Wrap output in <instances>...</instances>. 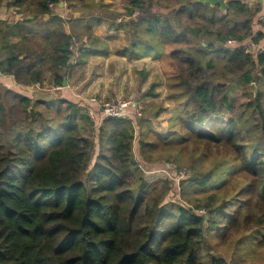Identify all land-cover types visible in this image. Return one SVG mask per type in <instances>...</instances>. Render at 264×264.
<instances>
[{
	"label": "trees",
	"instance_id": "obj_1",
	"mask_svg": "<svg viewBox=\"0 0 264 264\" xmlns=\"http://www.w3.org/2000/svg\"><path fill=\"white\" fill-rule=\"evenodd\" d=\"M7 1L0 10L28 15L0 19V264H233L212 242L264 247V53L227 45L264 43L262 7L121 0L114 27L131 33L121 53L172 68L177 107L161 133L143 111L97 123L66 97L73 37L86 39L81 64L110 52L93 25L70 28L63 0ZM38 82L64 89L35 99ZM162 161L178 164L179 197L171 179H147Z\"/></svg>",
	"mask_w": 264,
	"mask_h": 264
},
{
	"label": "crops",
	"instance_id": "obj_2",
	"mask_svg": "<svg viewBox=\"0 0 264 264\" xmlns=\"http://www.w3.org/2000/svg\"><path fill=\"white\" fill-rule=\"evenodd\" d=\"M111 2L113 0H90L86 4H77L75 7L77 9L76 15L71 14L73 18L70 19L67 14L71 12L72 8L67 9L65 6L62 9L59 8L63 16H67L66 18L70 20V28L81 30L85 25L91 24L93 25L92 32L110 47V52L107 55H94L89 57L85 63L79 64L77 62L72 64L68 73V85L65 86V93L66 97L79 101L84 107L88 104L90 97L112 99L121 95L128 96L133 102V105L127 110L131 117L130 113L136 112L135 105L141 108L143 103H154L162 100L163 90L157 88V86L154 88V83L159 82L162 77L152 69L154 64L152 56L138 58L137 54L134 53H127L126 55L121 53L125 47L129 46L131 33L128 30L114 27L117 21L115 22L111 19L107 10L110 12H122L124 8L121 2L119 6L113 5ZM65 3L69 2L66 0ZM252 6L263 8L260 20L263 19L264 0H254ZM9 15L14 16L16 22L24 14L17 13V9L14 6L4 7L0 10V19L6 20ZM255 28L257 32L259 24ZM63 89L64 86L61 89H53L50 94L58 95L62 93ZM140 90H143V92L141 93ZM56 91L59 92L55 93ZM32 92H36L35 95L40 94L41 99H45V92L34 90L33 87ZM90 105L96 109L98 108L96 104ZM149 118L153 120L152 115ZM156 130L161 133H167L169 127L165 131H161L157 127Z\"/></svg>",
	"mask_w": 264,
	"mask_h": 264
},
{
	"label": "rangeland",
	"instance_id": "obj_3",
	"mask_svg": "<svg viewBox=\"0 0 264 264\" xmlns=\"http://www.w3.org/2000/svg\"><path fill=\"white\" fill-rule=\"evenodd\" d=\"M102 1H105V0H102ZM225 1L227 2V0H225ZM63 2L65 3V1H63ZM120 2H121L120 0H113V2H111V3H113V5L119 6ZM4 3L7 4L8 1L5 0ZM64 6L67 9L72 8L71 12H68L67 16L69 17V19L73 18V15H71V14H74V16L76 15L75 12L77 9L75 8V6L70 7L69 3L67 4V6L66 5H64ZM252 7H253V9L256 8V6H252ZM107 12L110 14L111 19L115 22L118 21V18L120 17V13L123 14V11L122 12H110L107 10ZM26 15H28V14H24V17ZM15 19L16 18L14 16L9 15V18H7L6 20H7V22L10 23V25H13L15 23ZM68 21L70 22V20H68ZM1 29H2V25L0 24V34L2 32ZM75 30H77V29H75ZM75 38L78 42V46L80 47V50L81 49L84 50L85 48H81V43L86 45V39H83V41H82V40H79L76 36H75ZM19 39L20 38L17 36H11L12 41H18ZM152 59L154 60V64L152 66V69L154 71L158 72L162 77V79L159 82L154 83V88H156V86H157V88H161L163 90V98H162V100H159L158 102L143 103L141 108H139V107L138 108L142 109L141 111H143V116L145 115V119H147V118L150 119L149 117L152 115L153 120H151V121L152 122L154 121L153 124H154L155 129L157 127L161 131H163V130L165 131L169 127V131H170V128L172 125V122L170 121V117L173 116L172 111L174 113V110L177 107L176 100L171 95L170 86L168 85V77H169L168 74L172 73V68L169 67L167 59H166V63L161 58H152ZM165 64H166V69L168 68L166 70V73H165V69H164ZM33 85H35V84H33ZM33 85H31V86H33ZM234 85L235 86H234L233 92H234V95L236 96L238 104L246 103L248 98H247V94L244 92L243 87L236 85V79L234 80ZM54 86L55 85H53V84L46 83L45 85H41V88H39L37 86H34L33 88H34V90L45 92V94H44L45 99H51L54 97L59 98L61 93H59L58 95H53V93L50 94L51 91H53ZM30 89L32 90L31 87H30ZM140 91H141V93L143 92V90H140ZM58 92L59 91H56L55 93H58ZM35 94H36V92H33V96L35 97V99H41L40 94L39 95H35ZM118 97L130 99V97L124 96V95H121ZM115 98H117V97H115ZM115 98H112V99L104 98L101 100H113ZM130 100L132 101V99H130ZM145 109H147L146 113L144 112ZM172 109H174V110H172ZM238 110H240V109H237L236 111H238ZM157 112H158V115L156 116ZM138 117H141V116H137V118ZM101 121H103V120H101ZM100 122H97V123H100ZM191 163H192V161L188 164H191ZM177 165H178L177 163L171 164V163H168L166 161H162L160 163L152 165L149 167L150 170L147 171V179L149 181H157V180L162 181L166 178L171 179L174 182V187H175V190L177 191L176 192L177 197H179V191H180L179 190L180 189L179 184H180V180L183 179V177H180V175L177 174V171L175 169V167ZM182 173L186 174V170H183ZM202 211L205 212V210H202ZM212 246H213L212 251L215 253V255H217L219 257H226V259L231 261L233 264H264V247L257 248L256 250L250 249V247H248V246H245L244 248H240V246H236L233 243L225 242V241L212 242Z\"/></svg>",
	"mask_w": 264,
	"mask_h": 264
},
{
	"label": "built area",
	"instance_id": "obj_4",
	"mask_svg": "<svg viewBox=\"0 0 264 264\" xmlns=\"http://www.w3.org/2000/svg\"><path fill=\"white\" fill-rule=\"evenodd\" d=\"M66 1V0H64ZM251 6L253 4L254 0H241ZM66 6L68 3H64ZM49 6L51 8L54 7V3H49ZM227 45L229 46H240L244 49L245 53L252 54L254 56H258L259 54L264 53V43L257 42L254 37H249L245 41H238L236 38H229L227 40ZM70 49H72L75 52V57L71 59L72 63H76V58L79 56L80 47L78 46V42L73 37V42L70 46ZM37 86L41 88L40 83H36L35 85L31 86L34 87ZM62 85L54 86V89H61ZM90 104H96L97 109L92 107ZM133 105V102L130 99H126L123 97H117L113 100H101L97 97H90L88 100V104L85 106L86 111L88 115L94 120L95 122H100L101 120L108 119V118H122V117H129L128 109ZM136 114L137 116H142V109H139L136 107Z\"/></svg>",
	"mask_w": 264,
	"mask_h": 264
},
{
	"label": "water",
	"instance_id": "obj_5",
	"mask_svg": "<svg viewBox=\"0 0 264 264\" xmlns=\"http://www.w3.org/2000/svg\"><path fill=\"white\" fill-rule=\"evenodd\" d=\"M63 1H61L59 3V5H58V7L60 9H62L63 6H64V2ZM197 1H200V2H203V3H210L212 6H215V5L219 4L221 6V9L222 10H224L226 8V6H227V2L225 0H197ZM63 85L64 86H67L68 85L67 79L64 80ZM253 86H254V93L256 94L257 89H258L257 84L256 83H253Z\"/></svg>",
	"mask_w": 264,
	"mask_h": 264
}]
</instances>
